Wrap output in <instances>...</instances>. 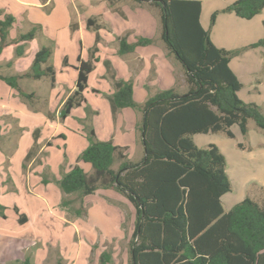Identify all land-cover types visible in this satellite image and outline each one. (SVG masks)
Masks as SVG:
<instances>
[{"label": "trees", "instance_id": "16d2710c", "mask_svg": "<svg viewBox=\"0 0 264 264\" xmlns=\"http://www.w3.org/2000/svg\"><path fill=\"white\" fill-rule=\"evenodd\" d=\"M132 1L158 9L160 38L181 65L188 89L182 94L173 89L160 91L139 105L132 97V82L111 77L113 92L108 97L111 113L131 108L142 114L140 137L144 159L140 163L128 161L122 148L111 141L95 140L90 130L86 138L88 146L78 161L89 164L91 174L76 165L56 182L58 188L79 200L98 188L113 189L125 196L135 211L128 243L129 264H264V202L246 198L224 212L221 198L231 191L225 157L216 146L199 148L192 140L194 135L217 133L233 138V126L245 136L248 121L264 131V114L257 105L238 98L242 85L229 67L230 60L241 50L227 51L213 45L208 30L199 23L198 1ZM263 8L264 0H237L213 13L210 27L219 13L250 20ZM91 23L88 20L87 27ZM13 25L11 15L0 14V54L12 44L16 56H21L40 27L32 26L27 33L10 41ZM151 43L150 39L140 38L128 44L122 38L118 54L125 55L135 47ZM249 48H264V37ZM50 54L49 47H41L24 77L48 78L52 86ZM95 61L78 58L75 89L59 110L61 120L85 102L83 91ZM18 78L0 76V81L29 98L19 89ZM115 160L119 162L117 170L112 169ZM72 204L73 201L64 200L60 207L70 209ZM3 210L0 206V216ZM24 221L19 219L20 223ZM110 260V254L103 252L99 264H111ZM16 264L32 263L26 258Z\"/></svg>", "mask_w": 264, "mask_h": 264}, {"label": "rangeland", "instance_id": "374dc122", "mask_svg": "<svg viewBox=\"0 0 264 264\" xmlns=\"http://www.w3.org/2000/svg\"><path fill=\"white\" fill-rule=\"evenodd\" d=\"M29 1H33L32 3H38L39 6L28 5L27 7H18L11 5V2H7L0 8H7L14 18V28H11L9 31L8 39L10 41L14 40L19 34L27 33L31 29V24H38L40 26L36 39L24 48L25 57L20 65H15L16 62H13V60L15 61V57H17L15 54V46L9 44L4 48L2 51V58L0 57V75L4 77H14L18 73L17 70H14V67L28 68L31 64L33 54L41 47H49L51 54L48 62L53 67L60 87L54 90L48 88V92H46L45 84H48L49 81L43 80V85H39L40 88H35L39 94L37 98L29 95L30 97L24 100L26 102H22L23 99H21L19 95L14 94L15 97L12 96L15 102H21L30 110H32V108L28 105L37 103H47L48 105H53L54 108H57L61 101L68 96V91L75 85L76 73L72 67L74 68L78 65L77 58L80 56L84 61H93L96 57L100 56V61L98 63L93 62L95 69L89 77L88 87L83 93L86 102L82 103L81 108H74L75 111L71 114V117L67 119L65 124L64 121L60 122L61 127L64 126L61 133L66 138L67 142L65 140L63 145L59 141H62V138H54V148L45 151V161L48 170L45 168L41 170V172H37V178L32 176V193H36L40 197L45 198L48 203L55 200L61 201L60 204L64 200L73 201V204L70 206V209H72L78 206L79 199L76 195L61 197L64 193L60 191L57 184L53 183L52 180L57 178L56 175L59 176L58 178H61L64 173H68L70 170H68V163L77 159L76 153L79 149L81 137L85 136L87 138L90 129L95 131L94 135L95 137L97 135L96 138L99 141L106 137V129L109 123H106L105 121L108 114L111 113L108 103V97L111 95L109 94V90L113 89L111 77L114 76L115 78H119L123 69L121 62L119 59L114 58L115 55L113 56L112 49L107 45L109 35H112L113 37V33H115L118 36L120 34L119 29L129 26L132 28V31H129V37L133 39L136 37H143L152 40V46L145 51L146 54L160 52L159 42L161 43L162 41L160 40L161 25L159 13L157 9L149 7L147 3H143L140 6L138 4L132 5L130 2L131 0ZM202 1L204 3V9L208 10L210 0ZM112 4L118 8V11L123 13L118 14L117 16L120 19L114 20L113 22L108 20V15L110 14L106 12L107 8L112 10L110 7ZM127 12H129V16L139 18V20L135 21L130 19L127 21L124 14ZM84 15H86L87 18L94 16L91 19H95L97 22H99L98 20L102 17L101 20H103V22H101V26H103V28L100 27L98 29L101 30L99 35L97 34L98 30L96 31L92 27L87 28V18L84 17ZM96 15L98 16L96 17ZM73 25H75V28L76 25H84L83 33L81 31L84 40L82 42V49H80L78 45L77 29H72ZM73 33L75 34L74 38L71 37ZM70 38H73V41H71ZM151 58H153V60H150L151 64H153V66L156 67V70L159 71L162 67L160 66V60L158 61L155 57ZM257 59H260V57L252 56L248 60L245 57L244 61L240 62L241 68L237 70V73L243 87L238 94V98L244 103H253L257 105L262 114H264V74L254 75L251 70V67L255 65L254 62H256ZM173 63L176 65L175 68H173L176 70V75L172 74L173 85L174 87L176 85L175 90L178 93H181L185 90V77V83L180 81L182 80V74L181 79L179 78L177 81V78L179 77L178 70L181 65L178 62L175 63V61H173ZM150 69L151 66L149 70ZM156 70H152V72L154 71V74H159L160 72L158 73ZM144 72L146 74V69H144ZM142 76L145 77L144 75ZM154 76L156 77L157 75ZM139 81L140 77L134 80V100L140 99L141 102L144 101V97L147 100L153 97L154 95L151 93L154 89L146 87L147 91H143L142 84ZM150 82L154 83L152 80H150ZM145 83V86L150 85L149 80H146ZM258 83H260L259 86ZM3 86L6 89L0 90V98L4 99L3 102H8L6 99L11 98V95L4 94L6 91L8 92V89L5 85ZM180 86H182V88H180ZM21 87L23 91H30L34 89V83L28 81V85H21ZM91 89H95L96 93L91 92ZM1 105H3L2 102H0V151L1 148L4 147V150L7 152H0V167L4 168V157L9 153V156L11 157V165L17 168L15 191L10 200L17 204L18 207L16 209H20V213L24 211L26 214L31 215L32 212L27 206L24 208L22 207V201L27 200L25 199L27 191L24 185L25 177L23 170L28 166L26 158L31 151V148L32 151L37 150L36 141L39 142L38 145L42 144V141L50 135L51 129H48L45 124L40 121H36L35 124L34 117L31 119L23 118L20 115L5 109V105L3 107ZM61 107L62 105L59 110ZM231 132L233 138H228L223 133H217L196 135L193 140L194 144L199 148H206L208 145L216 146L220 153L225 157V172L231 186V191L230 193L225 194L221 199L224 212L229 211L234 205L246 198L258 203L264 202V131L258 129L253 121H248L247 134L245 136L240 133L236 126L231 128ZM43 155L44 154H42V156ZM132 157L133 156H131V159H135ZM38 162H40L39 158L35 159L33 166H35L36 163L38 164ZM25 165L27 166L25 167ZM87 169L89 174L92 170L91 166L87 165ZM56 189H58L60 196ZM4 193L6 194V192ZM2 202L3 204H9L8 199H3ZM13 208L14 207L9 206L7 210L2 211L3 214L5 213L7 220H0V232H7L17 238H32L34 243H32L31 249L33 252H38L44 247L46 248L47 244L45 243L54 237L55 230H50L52 235L48 232L46 233L47 237L45 240L39 241L35 234L38 226L35 229V227L32 226L33 223H31V225H23L17 222L21 216L16 217V210ZM56 210L57 212L62 213L67 212L68 216H72V211L66 209L62 210L61 207L59 208V205L56 207ZM79 210H82V212L84 211L81 207ZM132 210V216L130 217L128 214L124 213L123 220L118 222L117 227L113 225L110 232V235L114 238H118V240L113 239V242L114 245L118 247L117 250L119 251V254L116 257L120 263L123 262L125 258H127L128 264L130 262V256H128V243L133 231L135 219V211L133 207ZM96 232V234L99 235L98 231ZM99 241H102V238L99 237ZM16 246L14 253L8 252L5 249V246H0V264H16L26 258H28L31 263H34L35 260H33V256L31 254V256L24 254L26 252H23V249L21 248L22 246L29 247L30 242H22L20 248L19 243ZM110 248L111 246L108 249ZM47 249L48 247L46 248V252ZM110 250L109 253L111 254L112 250ZM50 251L55 253L54 249H51ZM42 256L43 254L41 256L38 255V259H41ZM110 257L112 258V256ZM46 264L49 263L46 262ZM111 264H114L113 261H111Z\"/></svg>", "mask_w": 264, "mask_h": 264}, {"label": "crops", "instance_id": "0c3cea01", "mask_svg": "<svg viewBox=\"0 0 264 264\" xmlns=\"http://www.w3.org/2000/svg\"><path fill=\"white\" fill-rule=\"evenodd\" d=\"M194 1L200 2L201 11H200L199 23L204 30H208L210 41L213 43V45L217 48L224 49L227 51L241 50L240 53L237 56L233 57L229 62V67L234 73V75L237 77L239 82L241 83L237 70L241 68L240 62L244 61L245 57L248 60L252 56H257V57L259 56L260 59H257V61L254 62L255 65L251 67V70L254 75L264 74V48H254V49L249 48V46H251L252 44H254L255 42H257L258 40L264 37V8L259 15L253 17L250 20H244V19L238 18L232 13H219L216 16L214 24L210 27L211 15L217 11L223 10L224 8L231 5L233 2L237 0H210L208 10L204 9V3L202 0H194ZM7 2H11V5L18 6V7H27L28 5L39 6L38 3H32L33 1H29V0H0V8L1 6H3V4ZM130 2L132 5L136 4L132 0ZM110 7L112 8V10L107 8V11H106L108 14H110L108 15L109 17L108 20H111L113 22L114 20L120 19L118 18L117 15L123 14V13L121 11H118V8L115 7V5L113 4ZM0 14L2 16L11 15L7 8L0 9ZM124 14H125V19L127 21L130 19H133L135 21L139 20V18H134L132 16H129V12L124 13ZM97 16L98 15H96V17ZM84 17H86V15H84ZM92 17H88V18L86 17L87 20L84 19L86 20V26H87V21L91 20L93 23H91L90 27H92L96 31L100 27L103 28V26H101V22H103V20H101L102 17L100 18V20H98L99 22H97V20L95 19H91ZM37 25L38 24H31L30 26L32 27V26H37ZM80 26L76 25L75 29H77L78 45L80 49H82V42L84 40H83L81 31L83 33L84 25H80ZM119 30H120V34L118 36L115 33H113V37L115 38H113L112 35H109L107 45L109 46L110 49H112L113 56L115 55L114 58L119 59V61L121 62L123 66L121 75L119 76V78L116 77L117 80L131 81L133 84L132 97L134 96V90H135L134 80H136L139 77H140L139 82L142 84V90L147 91L146 87H148L149 89L150 88L154 89L153 92L151 93L153 95L157 94L160 91H164L168 89L175 90L176 85L174 87L172 74L176 75V70L173 69L175 68L176 65L173 63V61H175V63L177 61L175 60L174 56L168 52L164 43L159 42L160 52H152V53L146 54L145 51H147L149 47L152 46V43H151L150 45L145 46V47H142V46L135 47L134 51L131 53H128L125 55H119L118 48H119L120 39L122 38L125 39L128 44H134L140 38H143V37H139V38L136 37L135 39H133L129 37V31H132V28L129 26L123 27ZM100 31L101 30H98L97 32L98 35ZM74 36L75 34L73 33L71 37L74 38ZM36 37L34 38V40L36 39ZM73 38H70V40L73 41ZM144 39H148V38H144ZM34 40L27 43L25 47L31 44V42H33ZM2 54L3 53L0 54L1 58H2ZM151 55H154V56H151ZM33 56L31 58V64H32ZM24 57H25V50L23 51V54L21 56L15 57V61L13 60V62H16L15 65H20ZM151 57H155V59H157L158 61L160 60L161 62L160 66H162L160 68L161 70L159 69V71H157L156 67L153 66V64H151L150 60H153V58ZM78 58L81 59L80 56ZM78 58H77V64H78ZM95 59H97V61H95L94 63H98L100 61V56L96 57ZM31 64L28 68L26 67V69H24L23 67L18 68V66L16 67L13 66L14 70H17L18 72L15 76H19L17 80V85L24 94L31 95L34 98H37L39 94L37 93V89L35 88H40L39 85H43L42 84L43 80L49 81L48 84H45L46 92H48V88H51V90H54L60 87V84L56 79L55 72H54V83L52 86L48 78L34 80L31 78L24 77V75L29 72ZM48 64L50 63L48 62ZM77 66H75L74 68L71 66L72 69L75 70L76 78H77V71H76ZM150 66H151V69L149 70ZM94 69L95 68L93 66V70L88 74L85 90L88 87L89 77L93 73ZM144 69H146V74L144 72ZM152 70H156L158 73L159 72L160 73L154 74V71L152 72ZM178 71H179V77L177 78V81L179 78L181 79V74H182V80L180 81H183V83H185L184 82V72H183L182 67H180ZM142 75H144L145 77H143ZM154 75H157V76L155 77ZM146 80H149V84H150L149 86L148 85L145 86ZM150 80H152L154 83H151ZM28 81H32L34 83L33 88L35 89V91L34 89L30 91H23L21 85L23 86L28 85ZM75 83H76V80H75ZM3 85H5V87H7L8 89V92L5 90L6 92L4 94L11 95L12 99L7 98L6 100L8 102H3L4 99L0 98V102H2L3 104L1 105L2 107L5 105L6 106L5 109L10 110V112L16 113L23 118L31 119L32 117H34L35 124H36V121H40L41 123H44L48 129H51L50 130L51 132H50V135L47 136L44 141H42L43 142L42 144L38 145L39 142L36 141L37 150L32 151V148H31V151L28 153V156L26 158V162H28L27 163L28 166L25 165V167L26 166L27 167L25 170H23V174L25 177L24 185L27 191V193L25 194L26 196L25 199L27 200L22 201V207L24 208L25 206H27L28 209L31 210L32 212L31 215L26 214L24 211L20 213L21 212L20 209H16L18 207L17 204L10 200L13 197L12 194L15 191V181L17 179V170H16L17 168L11 165V157L9 156V153L6 157H4L5 158L4 164H3L4 168L0 167V173H1L0 174V206L3 207L5 210H7L9 206L14 207L13 209L16 210L15 211L16 217L21 216L20 218L25 220L24 223H20L18 220L17 222H19L20 224L31 225V223H33L32 226H34L35 229L38 226L35 234L37 236L36 238H38L39 241L45 240V238L47 237L46 233L48 232L51 233L52 235L51 231L53 230H55V235H53L54 237L52 238L50 237L51 238L50 241L45 243L47 244L46 248L48 247L47 252H46L45 247L38 252H33V250L31 249L32 243H34L32 241V238H28V237L26 238L18 237L17 238L7 232H4V233L0 232V246H5V249L8 252L14 253L17 247L16 245L18 243H19V248H20L22 242H25V243L30 242L29 247L22 246L21 248L23 249V252L24 251L26 252L24 254H27L28 256H31V255L33 256V260L35 261L32 264H46V262H48L49 264H99L100 255L103 252H107L108 254H110L109 253L110 249L112 250L110 254L112 258L110 261H113L114 264H128L127 258H125V260L121 263L117 259L116 256L119 254V251L117 250L118 247L114 245L113 239L118 240V238H114L112 235H110L113 225L117 227L118 222L120 220H123L124 213L128 214V216L130 217L133 214L132 205L128 202L125 196L121 195L120 193L116 192L113 189L98 188L94 194L88 195L86 197H83L82 200H79V204L76 208L66 209V210L72 211V216H68L67 212L62 213V212H57L56 210V207L58 205L60 208L61 201L55 200V201H52L51 203H48L47 200H45V198L40 197L38 194L32 193L31 191V185H33L32 176L37 178L36 177L37 172H41V170L48 168L46 161H45V156H46L45 151L51 150L54 148L53 139L62 138L63 142L61 140L59 141L61 144L64 145V141L66 140V138L61 133L64 126L61 127L60 122L64 121V124H65V122H67V119L71 117V114L75 110L73 108L70 114L68 115V117H66L64 120H61L59 118L58 111H59L60 106L63 105L64 101L67 99V97L74 91L75 85L68 91V96L64 100L61 101V103L57 106V108H54L53 105H48L47 103H37V104H31V105L27 104L28 106L32 108V110L28 109L21 102H18V103L15 102V100H13V96L14 94L19 95V93L17 94V91L15 89L7 86L2 81H0V90L6 89L4 88ZM259 85L260 83H258V86ZM184 87H185V90H183L179 94L185 93L187 91L188 89L187 86L185 85ZM180 88H182V86H180ZM85 90L83 91V93L85 92ZM241 90L242 88L240 89L238 94L241 92ZM112 91L113 89H110L109 94H112ZM91 92L96 93L95 89H91ZM175 92L178 93L176 90ZM20 98L23 99L22 102H26L24 101L26 99L25 97L20 96ZM143 100L144 101H141V102H140V99L134 100V101L139 105H143L144 102L147 101V99H145L144 97ZM85 102H86V99H85ZM79 108H81V106H79ZM141 118H142L141 112L135 109H131V108L122 109L112 115L111 113H109L105 121L106 123H109L106 129V134H105L106 137L104 139H100V141L110 140L114 146L122 148L124 150L123 154L126 156V159L128 161L132 163H140L144 159V150L140 142L141 140L140 138V119ZM90 130L93 131V133L95 134L94 130L92 129ZM90 130L88 132H90ZM198 135H202V134H198ZM195 136L196 135L192 137V140H194ZM96 137L94 139L99 141ZM87 146H88V141L86 137L85 136L81 137L79 149L76 153L77 159L71 163H68V170L69 169L71 170L72 167L77 165V166H81L84 172L88 174L87 165L89 164H84L78 161V157H79L78 155H80L81 152ZM0 152L4 153L7 151H5L3 147L1 148ZM42 154L44 155L42 156ZM131 156H133L132 158H135V159H131ZM37 158H39L40 162H38V164L36 163V165L33 166L35 159ZM118 166H119V162L118 160H115L112 165V169L117 170ZM91 172H89V174H91ZM56 177L57 178L54 177L55 179L52 180V182L55 184L57 181L61 179V178H58L59 176L57 175ZM56 191L58 192V189H56ZM4 192H6V194ZM59 196H60V193H59ZM66 196L67 195L63 194L61 197H66ZM3 199H8L9 204H6V203L3 204L4 202V201L2 202ZM79 206L81 207V209L83 208L84 210L83 212L82 210H79L80 208ZM62 210H65V209L62 208ZM77 211H80V213L77 214ZM0 220H3V221L7 220L5 213L3 214V216H0ZM96 231H98L99 235L96 234L97 233ZM99 237L102 238V241H99ZM110 246L111 248L108 249ZM51 249H54L55 253L50 251ZM48 252H49V255H48ZM42 254H43L42 258L38 259V255L41 256ZM128 256H129V248H128Z\"/></svg>", "mask_w": 264, "mask_h": 264}]
</instances>
